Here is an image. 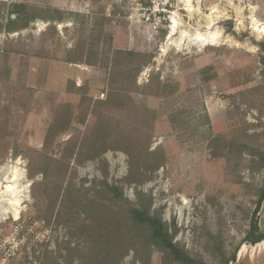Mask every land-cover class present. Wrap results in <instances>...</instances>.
Masks as SVG:
<instances>
[{
	"label": "rangeland",
	"instance_id": "374dc122",
	"mask_svg": "<svg viewBox=\"0 0 264 264\" xmlns=\"http://www.w3.org/2000/svg\"><path fill=\"white\" fill-rule=\"evenodd\" d=\"M263 58L264 0H0V264H176L143 231L91 250L104 182L223 264L264 182Z\"/></svg>",
	"mask_w": 264,
	"mask_h": 264
},
{
	"label": "trees",
	"instance_id": "16d2710c",
	"mask_svg": "<svg viewBox=\"0 0 264 264\" xmlns=\"http://www.w3.org/2000/svg\"><path fill=\"white\" fill-rule=\"evenodd\" d=\"M11 20V19H10ZM28 19L22 20L20 28L27 24ZM13 25L17 24L16 22L12 23ZM9 30H12L9 29ZM264 64V58L262 59ZM108 125V124H106ZM106 131V127H104ZM131 151V167L135 168V163L143 162L145 157L151 155L147 153V156H144L142 149L138 148H130ZM264 160V159H263ZM135 165V166H134ZM160 166V162L154 163L152 165V169H157ZM104 200L108 203H96L92 202L88 206H83V208H87L91 210L92 207L97 211H104L108 214L105 216H110L113 214L116 218L112 220V226L109 224H104V220H100V224L96 227H90L91 231H100L101 236L99 238H92L90 242L91 250L94 248L98 251H103L101 247V242H104L105 249L113 246L115 243H119L124 239H135L133 238H125L124 233H121L123 230L133 231V232H141L143 231L144 240L149 244H154L159 249L163 250L167 258L170 262L176 264H204L202 261L189 256L185 251L177 246V244L173 241L174 234L176 230L169 231L167 224L162 220L160 214L156 211H151V200H148L146 203L140 200L141 205L134 206L131 202L123 196V192L121 189L115 185H109L104 182L102 190L100 191ZM264 200V182L263 187L260 189L258 193V198L256 201V206L249 220V227L245 232V235L242 239V242H250L256 243L262 239H264V230H260L257 226V212L260 208L261 202ZM110 213V214H109ZM111 231V233H110ZM238 243L234 248L231 256L228 259H225L223 264H227L228 261H234L236 257V252L239 247ZM223 254V253H221ZM96 262V261H95ZM95 262H86V264H95Z\"/></svg>",
	"mask_w": 264,
	"mask_h": 264
},
{
	"label": "crops",
	"instance_id": "0c3cea01",
	"mask_svg": "<svg viewBox=\"0 0 264 264\" xmlns=\"http://www.w3.org/2000/svg\"><path fill=\"white\" fill-rule=\"evenodd\" d=\"M257 226L264 230V200L257 212ZM234 261L235 264H264V239L256 243H240Z\"/></svg>",
	"mask_w": 264,
	"mask_h": 264
},
{
	"label": "bare ground",
	"instance_id": "6f19581e",
	"mask_svg": "<svg viewBox=\"0 0 264 264\" xmlns=\"http://www.w3.org/2000/svg\"><path fill=\"white\" fill-rule=\"evenodd\" d=\"M215 8V7H214ZM214 8H213V10H214ZM216 9V8H215ZM15 163H17V161L15 162ZM12 167V165H10L9 163H6L4 166H0V176L1 175H5V173H7V171L10 169ZM15 177H13V178H11V177H7L6 179H8V181L7 182H11L13 179H14ZM5 187L6 188H8V189H6V190H12L11 188V186L10 185H5Z\"/></svg>",
	"mask_w": 264,
	"mask_h": 264
},
{
	"label": "water",
	"instance_id": "95a60500",
	"mask_svg": "<svg viewBox=\"0 0 264 264\" xmlns=\"http://www.w3.org/2000/svg\"><path fill=\"white\" fill-rule=\"evenodd\" d=\"M12 17L14 16V15H11Z\"/></svg>",
	"mask_w": 264,
	"mask_h": 264
}]
</instances>
